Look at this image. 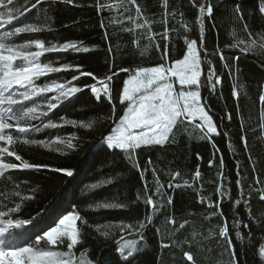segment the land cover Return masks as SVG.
Wrapping results in <instances>:
<instances>
[{
    "label": "trees",
    "instance_id": "16d2710c",
    "mask_svg": "<svg viewBox=\"0 0 264 264\" xmlns=\"http://www.w3.org/2000/svg\"><path fill=\"white\" fill-rule=\"evenodd\" d=\"M24 2L25 0H17L16 6L20 7ZM94 3L95 0H76V4L80 6L45 3L15 22L16 26L27 22H37V16H40L42 20L44 10L48 9V15L53 17L51 21L53 31L21 34L12 41L21 43L37 37L60 43L65 40H75L82 41L90 48L88 53L69 51L45 54L41 57L42 62H52L55 67H59L62 63H70L73 68L66 72L49 74L39 83L51 82L53 79L60 82L70 80L73 74L79 76V73L75 71V68L79 66L81 70L92 72L97 80L81 77L73 82L76 86L96 83L99 87L102 86L98 83L99 80L115 73L113 83L120 88L123 79H126L128 75L120 69L127 68L134 71L138 67H154L164 62L161 59L162 53L155 47L159 44L162 48L165 43L159 36L154 37L150 44L144 29L127 32L123 31L119 24H109V17L117 16L118 10L98 12L94 6H90ZM137 3L144 10L145 17L153 21L162 19L161 14L164 9L161 7V0H137ZM211 3L214 6L213 17L211 20H205L207 55L202 52L201 58L211 61V67L221 77L222 83L217 85L214 93L208 88H202L201 94L220 134L201 139L203 133L195 128L200 121L189 123L185 120L174 128V138L170 135L169 141L164 145L141 146L136 150L140 169H148L144 174L149 185L148 195H152L155 191L153 167L163 185L162 192L166 195L153 196L154 200L161 201L165 207L154 216L153 224L145 229L144 239L139 240L144 245V250L128 259V264H191L184 256L185 252L193 255L195 264H218V261H224L227 264L228 256L221 255L225 248L223 240H220L218 236H209V230L221 223V218L213 216L205 219V216L215 209H209L207 202L200 203V197L196 191H193V188L201 189L200 195L211 196L213 202L218 199L215 196V186L221 182L217 179L221 159L224 162L223 173L228 177L224 184L230 186L228 187L230 196L233 200L248 199L251 216L262 222L257 227V224L249 218L243 205L238 206L241 218L249 223L251 232L255 234V240L264 242V235H262L264 217L261 216V213H264V201H261L258 192L253 190L264 188V126H262L264 120L261 117L264 104L259 100V96L264 93V49L257 47L245 53L241 52L240 48L226 47L233 43L230 35L233 31L237 33V38L248 39V33L244 30L245 23L251 32L258 36L264 30V18L258 11L259 0H211ZM236 5H239L242 10L243 21L234 11ZM173 9L177 11V16L175 19L171 17L168 19V27H175L177 31L169 33V63L182 58L186 51L182 38L184 32L180 27V13H183V19L189 22H193L197 15V9L192 7L189 0H169L168 10L171 12ZM131 14L135 15V9H132ZM101 22L106 27H101ZM123 27H132V25L125 20ZM163 27L164 25L159 22L151 25L153 33H161ZM193 27L198 35V25L193 23ZM187 35L195 38L192 33ZM145 45L149 47L147 53L142 56L140 53ZM217 48L223 51L226 56L225 61H221L219 55H212ZM225 63L232 67V72L224 67ZM207 67V64L202 63V79L206 76ZM237 68L238 71H236ZM234 90L237 92L238 99L232 95ZM42 100V97L35 98L36 103H41ZM32 103V101L25 102L27 106H32ZM115 104V121H118L123 115L126 104L121 105L118 99ZM14 108L19 109L20 106H14ZM111 115L112 106L106 100L96 101L90 89L85 88L71 101H66L53 110L49 117H44L43 120L47 122L51 118L58 121L61 116H64L85 122L96 121L92 129L85 130L66 125L59 129H45L43 132L32 131L26 134L11 130L10 134L20 136L21 139L27 137L49 140L56 136L65 138L75 135L78 143L77 148L65 149L64 154L35 145L22 143L15 145L18 154L23 155L30 162L48 164L51 167L64 166L73 171V176L68 177L63 173H54L46 169L39 172L11 170L10 173H6V176L11 177L7 185L3 182L4 177H0V191H9L16 183H20L21 191L25 192L29 187L40 186L36 198L27 202L17 214L18 218L36 217V219L22 229L12 230L9 234L11 244L24 246L35 240L36 236L54 227L59 218L73 209H78L89 223L100 225H115L121 222L135 224L144 218L146 212L151 211V206L143 203L144 181L140 178V171L123 159L122 151L113 152L106 145L101 144L102 136L111 134V128L115 127L116 123L111 119L99 120L98 118ZM229 115L231 119L228 118ZM32 123L40 126V121H32ZM7 159L14 160V158ZM148 160L152 161L151 166L148 165ZM209 160L213 162L211 167ZM197 167L201 172L198 182L192 179ZM176 173H179V176L172 180V176ZM110 177L113 178L111 184L102 185L93 193L87 195L84 193L86 185ZM241 177L243 178L242 189L235 183ZM170 180L173 184L181 185L187 180L192 187L169 188ZM22 181H27V184L21 183ZM249 185L252 187L250 188ZM241 190L244 191L243 197L239 196ZM138 193L141 197L139 201H137ZM167 196L172 197L171 205H167ZM105 199L109 202L128 203L131 207L130 209L86 210L89 203L101 202ZM132 201H137V204L132 205ZM3 204L11 206L9 201L0 196V205ZM157 206L159 207V204ZM222 210L225 214L232 215V201L225 198ZM169 216L174 217L175 224L167 222L166 218ZM184 221L188 223L184 228L179 229V225ZM77 224L83 231L82 243L75 249L77 254L81 250L89 249L87 257L92 261L98 260L99 264H124V260L117 254V241L121 236L119 229H111V237L105 238L93 228L80 225L79 221ZM247 231L246 229L245 232ZM194 233L198 235L194 237ZM124 238L137 239L135 235L130 236L127 233L124 234ZM251 240V237L241 240L240 244L234 247L239 264H262L258 257V245L241 247V245L249 244ZM161 243H166L169 247L161 248ZM60 247L63 248V246Z\"/></svg>",
    "mask_w": 264,
    "mask_h": 264
},
{
    "label": "snow or ice",
    "instance_id": "6c2138e0",
    "mask_svg": "<svg viewBox=\"0 0 264 264\" xmlns=\"http://www.w3.org/2000/svg\"><path fill=\"white\" fill-rule=\"evenodd\" d=\"M192 7L197 9V15L193 22L183 19V13H180V27L183 29L182 36L186 51L182 58L175 59L169 63V33L175 32V27H168V19H175L177 11L169 9V0H161V7L164 12L161 14L160 21H153L144 16V10L137 3V0H95L94 6L98 12L108 10H118L117 16H111L108 19L109 24H119L123 31L135 32L136 29L146 30V37L150 44L153 38L159 36L165 43L163 47L156 44V50L162 53L161 59L164 61L154 67H138L134 71L122 68L120 71L128 73L127 78L123 79L122 87L117 88L113 83L112 75L106 76L99 80L98 83L102 87H98L96 83L84 84L76 86L74 81H78L81 77H91L96 81L97 78L90 71L81 70L79 66L75 71L79 76L73 74L70 80L63 82L55 79L51 82L38 83L43 77L49 74L61 73L69 71L73 68L70 63H62L59 67L53 66L52 62H42L41 57L47 53H88L90 48L85 46L82 41L65 40L64 42L48 41L45 38H31L25 42H11L13 38L21 34H39L46 31H53L51 21L53 17L48 15V9L44 10L43 19L37 16V22H27L20 26H16L17 22L26 13L45 3H64L67 5H75L76 0H25L20 7L16 6L17 0H0V177H4V183L7 185L11 177L6 176L11 170H49L54 173H63L68 177L73 176V171L64 166L51 167L48 164L30 162L23 155L18 154L15 145L22 143L24 145H35L39 148H46L51 151H57L64 154L65 149H75L78 147L77 137L75 135L62 138L56 136L53 139H29L10 134L11 130L17 133L26 134L29 132H43L45 129H59L66 125H71L80 129H92L96 121L85 122L84 120L68 119L61 116L58 121L51 118L44 122V117H49L53 110L60 107L64 102L71 101L77 94L81 93L85 88L90 89L91 94L96 101L103 102L106 100L112 106V115L109 117H99V120L111 119L114 120L116 126L111 128V134L102 136V139L108 149L120 150L123 152V159L133 168L140 171V178L144 181V198L143 203L151 206V211L144 214L142 220H138L135 224L118 223L111 224H92L89 223L84 216L81 215L78 209L69 211L62 218H59L58 223L54 227H50L44 231L42 235L36 236L35 240L26 243L24 246L13 245L10 243L0 242V264H99V261H92L87 257L89 249H84L77 254L75 249L77 245L82 243L83 231L78 226L86 225L93 228L98 234L105 238H110L111 229H119L121 236L117 241V251L121 254L124 264H128V259L133 257V250L137 247V239H144L145 229L153 224L154 216L160 212L165 204L161 201H156L153 196H165L162 192L163 185L160 183L156 175L155 167L152 168V173L155 183V191L152 195H148L149 185L145 179L147 168L140 169L138 160L136 159V150L141 146L148 145H164L169 141L170 135L174 138V128L183 121L191 123L194 119H198L200 123L195 125L203 135L201 139L210 138L213 135H219L218 126L213 121V116L210 115L204 98L201 94L202 88H208L210 92H215L217 85L222 83L221 77L217 75L216 70L211 67V61L202 60L201 54L206 52L205 45V20H211L214 13V6L211 0H189ZM132 9H135V15H132ZM235 13L241 21H243L242 10L239 5L234 8ZM258 11L264 18V0H259ZM128 13V15H125ZM130 22L132 27H123L124 21ZM142 21V22H141ZM162 23L164 25L161 33H153L151 25L153 23ZM193 23L198 25L199 34L196 35ZM67 27V25H65ZM101 27L106 25L101 22ZM244 30L248 33V39L237 38V33L233 31L230 35L233 38V43L226 47L240 48L241 52H250L257 47L264 49V30L259 35H255L245 23ZM187 33H192L195 38H191ZM107 38V34H106ZM9 41V42H4ZM149 45H145L141 51V55L147 53ZM111 51V49H109ZM212 55H219L221 61L226 60V56L219 48L215 49ZM238 60V57L236 58ZM19 62V63H18ZM207 64V72L202 79L201 66ZM225 68H229L232 72V67L227 63ZM238 71V68L236 69ZM178 84L179 90L174 86ZM18 87L19 91H10ZM51 93V96L47 94ZM233 97H237V92L234 90ZM42 97L41 103H36L35 98ZM116 99L121 105L126 107L123 109V115L115 121L116 114ZM259 100L264 104V93L259 96ZM26 101H32V106H27ZM14 106H20L19 109ZM264 120V111L261 113ZM231 119V116L228 117ZM32 121H40V126L33 124ZM264 126V125H262ZM206 129V131H205ZM242 139H244L242 137ZM230 146V145H229ZM219 151V149H217ZM7 158H14L8 160ZM199 158V157H198ZM18 162V163H17ZM148 165H152V161H147ZM212 160H209V166H212ZM224 162L220 161V171L217 174V179L221 182L215 186V196L218 199L213 202L211 196L205 197L200 195L201 189L193 188L200 197V203L207 202L209 209H215L205 216L209 219L213 216H219L221 223L214 225L213 229L209 230V236H218L223 240L225 248L221 255H227V264H239L238 257L234 251V247L239 245L241 240L251 237L247 245L241 247L258 245V257L264 264V242L255 240V234L251 232L249 223L241 218L238 211V206L243 205L249 218L260 226V220L251 216L250 204L248 199L233 198L230 196L228 187L224 181L228 179L223 173ZM239 177V173L237 174ZM179 176L176 173L172 176L175 180ZM201 172L197 167L192 176L194 181H199ZM242 177L238 178L235 183L238 188L242 189ZM169 181V188L192 187L187 180L183 185L173 184ZM113 182V178L102 179L97 183H91L85 186L84 193L90 194L101 188L102 185H108ZM21 183L27 184V181ZM210 183H213L210 181ZM259 183V181H257ZM251 188L252 186L249 185ZM258 192L259 199L264 201V188L253 189ZM40 191V186L29 187L25 191H21V184L16 183L9 191H0V196L4 200L9 201L8 204L0 205V237H5L12 230L22 229L25 225L32 223L36 217L31 219L18 218L17 214L21 212L27 202L36 198V193ZM239 196H244V191L239 192ZM251 196V192H249ZM228 198L232 201V215H227L222 210L224 199ZM141 200L139 193L137 201ZM137 201H132V205H136ZM159 204V207L157 206ZM172 204V197L167 196V205ZM128 203L109 202L103 200L101 202L89 203L86 210L99 209H130ZM264 217V213H261ZM169 224H175V219L172 216L166 218ZM184 221L179 225V229L184 228ZM176 229V231H179ZM218 229V231H216ZM248 230L245 232V230ZM135 235L137 239H125L124 234ZM198 233H194L195 237ZM264 235V233H262ZM219 242V241H218ZM63 246L61 248L60 246ZM51 246V247H50ZM169 245L161 243V248H168ZM128 250L125 254V250ZM186 259L195 264L194 257L189 252H185ZM218 264H225L224 261H218Z\"/></svg>",
    "mask_w": 264,
    "mask_h": 264
},
{
    "label": "rangeland",
    "instance_id": "374dc122",
    "mask_svg": "<svg viewBox=\"0 0 264 264\" xmlns=\"http://www.w3.org/2000/svg\"><path fill=\"white\" fill-rule=\"evenodd\" d=\"M4 42H9V41H4ZM11 42H14V41H11ZM201 71H202V69H201ZM45 77H43V78H41V80H43ZM41 80L40 81H38V83L39 82H41ZM176 88H177V90H179V88H180V86L178 85V84H175L174 85ZM99 87H102V86H99ZM18 87H15L14 86V88L13 89H11L10 91H19L20 89L18 88ZM194 121H199L198 119H194L192 122H194ZM101 144H104L105 145V143H104V141L101 143ZM58 223V222H57ZM0 242H3V243H10L11 244V240L9 239V234H6L5 235V237H0ZM62 246V245H61ZM51 247V246H50ZM118 247V246H117ZM144 250V245L137 239V247H136V249H134L133 250V256L134 255H136L137 253H139V252H141V251H143ZM127 249L125 250V254L127 253ZM117 254L120 256V258L123 260V258H122V256H121V254L117 251ZM131 258V257H130ZM129 258V259H130Z\"/></svg>",
    "mask_w": 264,
    "mask_h": 264
},
{
    "label": "bare ground",
    "instance_id": "6f19581e",
    "mask_svg": "<svg viewBox=\"0 0 264 264\" xmlns=\"http://www.w3.org/2000/svg\"><path fill=\"white\" fill-rule=\"evenodd\" d=\"M18 89V88H17ZM21 90V89H20Z\"/></svg>",
    "mask_w": 264,
    "mask_h": 264
}]
</instances>
